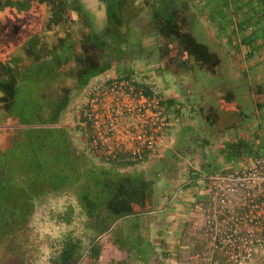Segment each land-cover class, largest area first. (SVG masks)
<instances>
[{
    "label": "crops",
    "instance_id": "0c3cea01",
    "mask_svg": "<svg viewBox=\"0 0 264 264\" xmlns=\"http://www.w3.org/2000/svg\"><path fill=\"white\" fill-rule=\"evenodd\" d=\"M13 1L19 4L34 1L38 7L49 4V0ZM99 3L100 6L93 5L92 0H64L56 9L52 7L53 16H69L66 23L75 28L78 37L75 40L71 39L73 34L59 37L53 49H46L34 38L36 45L31 46L30 53L36 60L21 72H17L18 68L10 69L20 76L11 89L22 87L23 73L28 76L25 72L39 69L30 73L32 78L38 77L35 81L38 85L25 87L37 95L36 118L31 122L49 119L68 100L53 129L65 133L68 149L76 156L68 131L58 125L75 97L74 101L81 105L87 98L89 85L102 77L130 74L142 88H146L149 79H154L171 117L172 144L155 158L115 172L142 178L150 189L152 210L146 215L148 224L144 230L153 251L167 252L164 264H190L186 260L188 254L199 249L191 236L193 206L196 200L205 197L204 184L198 180L204 181L213 172L241 167L245 159L225 161L226 145L252 139L242 132L252 135L264 132V0H99ZM98 11H102L100 23ZM36 21L38 25L39 19ZM55 54H60L58 68L50 57ZM80 60H90L92 64L81 66ZM131 62L142 63L143 67L130 69ZM68 63L73 66L70 71L60 72ZM87 72L93 75L80 86V78ZM0 75L1 83L5 77L1 68ZM6 88L10 87L0 85V111L7 115L0 128L4 126L8 131L0 134V157L11 154L15 165L8 167L4 160L0 161L3 205L0 209L7 214L0 220H17L26 217L8 204L32 205L33 189L39 179L48 181L53 177L56 156L54 148L49 151L36 143L34 133L39 127L28 130L17 127L18 119L14 120L10 112L13 99L5 96ZM6 139H9L7 148L1 146ZM42 161L47 164L51 161V167L47 165L43 173L38 166ZM96 161L99 166L107 164ZM188 166L193 169L190 175L184 173ZM197 173L202 174L201 178ZM184 181L186 187L179 195L177 188ZM162 205L165 207L162 212L152 213ZM6 232L0 229V237Z\"/></svg>",
    "mask_w": 264,
    "mask_h": 264
},
{
    "label": "built area",
    "instance_id": "2783aa9c",
    "mask_svg": "<svg viewBox=\"0 0 264 264\" xmlns=\"http://www.w3.org/2000/svg\"><path fill=\"white\" fill-rule=\"evenodd\" d=\"M77 110L88 154L105 163H144L172 144L171 117L154 79L146 88L130 74L95 79ZM203 184L205 197L194 202L191 223L199 249L187 262L264 264V154L236 170L210 173Z\"/></svg>",
    "mask_w": 264,
    "mask_h": 264
},
{
    "label": "rangeland",
    "instance_id": "374dc122",
    "mask_svg": "<svg viewBox=\"0 0 264 264\" xmlns=\"http://www.w3.org/2000/svg\"><path fill=\"white\" fill-rule=\"evenodd\" d=\"M7 1L8 0H0V7H2L0 8V25H11V27H6L8 29L11 28L14 31L12 37L17 38L9 42L4 40L3 36L0 35V60L7 63L9 59L8 64L12 69L16 70L18 68L17 72H21L20 70L22 68L29 67L31 61L36 60L33 58L34 54L31 55L30 53L31 46L36 45V41H32L33 38H37L39 43H43L46 49H53L59 37L63 38L66 34H73V37H71L72 40L78 37L75 28L71 26V24L66 23L69 19L68 15L63 14V18H60V16H53L52 7L56 9L57 4H63L64 0H49V4H47L49 8L44 4L38 7L37 3L34 1L29 4H19V2L15 1V3L12 0L9 1L11 5L7 4ZM53 2L55 4H53ZM92 2L93 5L97 4L100 6L99 0H92ZM86 3L88 4L89 2ZM2 4L4 5L2 6ZM24 9L29 10L23 12ZM16 11L21 13H17ZM101 13L102 11L97 12V20L99 23L103 20ZM72 18H76L74 14H72ZM37 19H39V24L32 27V23L35 25ZM52 21L54 22L52 23ZM55 25L57 27H55ZM24 28L25 30L27 29L26 33L23 32ZM81 40L82 39L79 41L81 42ZM132 43L134 42L132 41ZM136 66L143 67L142 63L131 62L128 64L130 69L137 68ZM71 67H73L71 63H68L60 69V72L68 73ZM37 71H39V69L34 68V71H27L25 73H37ZM16 76V79L20 77L18 75ZM2 80H4V78ZM28 82L29 81L23 82V88L21 87L22 94L16 97L13 108L12 106L10 108L14 120L17 118L19 120L32 121L36 118L34 108L37 103V95L28 92L29 90L25 88ZM33 84L35 87L38 85L35 81ZM0 100H2V98H0ZM7 100L9 101L7 107H10L11 102L9 99ZM74 100L76 101L77 97L72 100L70 103L71 105L66 109L58 125L68 131L72 147L75 150L74 152H76L77 161L80 165L82 164L81 168L85 169V164L88 163L89 158L91 159L92 156L88 154L83 134L76 129L78 122V103ZM7 107L6 109H9ZM17 115L19 117H17ZM183 115L188 117V114L185 112H183ZM6 117V113L0 111V125L4 124ZM39 129L41 130V128H38V131H40ZM30 131L32 132L34 130ZM30 131L28 135H30ZM5 132H8L7 128L4 126L1 127L0 134L5 135ZM26 135L25 133L24 136L26 137ZM242 135L244 137H252V132H242ZM8 145L9 139H6V141L1 144V146L6 148ZM244 159L249 160L250 158ZM3 160L8 164V167L15 165V159H11V154L6 155L4 158L0 157V161ZM99 163V161H96L97 165ZM238 168L239 167H234L233 169L235 170ZM188 169L191 170L190 166H188ZM188 169L184 173L190 175L193 169L191 171H188ZM65 171L67 175L71 174L70 167H65ZM197 174L200 175L199 178H201L202 174ZM39 180L40 181H38L36 187L33 189L35 193V196H33L34 203L29 205L30 210L27 217L17 220H0V229L2 231L3 229L7 231L6 235L0 237V264H14L18 261L24 264H48L49 259L56 255L60 250L62 241L68 236L78 240L81 244V258L78 264H144L133 261L126 252L116 249L109 241V234L106 233L102 236H96L93 231V224L90 221V214L83 207L79 197L83 192L84 185H86L91 198L93 195V189L90 184L87 185L88 181L85 177H81V179L72 183L70 180L65 182V184H60L59 182L57 185L62 188L60 191L52 189V186L49 185V178L48 181H46L45 178H40ZM198 181L203 183L202 178ZM184 183H186V181H184ZM8 206L18 212L21 211L22 214L25 215L27 211L25 207L28 205L18 203L14 205L8 204ZM0 207L2 208L3 205L0 204ZM5 216H7L5 211L0 209V217ZM94 241H99L102 245L101 255L95 263L91 262L86 255V250ZM153 255H155V257L149 264H154L155 261H158L160 251L156 250Z\"/></svg>",
    "mask_w": 264,
    "mask_h": 264
},
{
    "label": "trees",
    "instance_id": "16d2710c",
    "mask_svg": "<svg viewBox=\"0 0 264 264\" xmlns=\"http://www.w3.org/2000/svg\"><path fill=\"white\" fill-rule=\"evenodd\" d=\"M9 1L12 0L7 1V4L11 5ZM6 26L8 25H0V35L3 36L4 40L9 42L14 41L17 38L12 37L14 31L11 28H9V30ZM31 26H37V23H35V25L32 23ZM8 27H11V25ZM26 30L24 28L23 32L26 33ZM106 33L105 36L108 37V33ZM105 36L104 38H106ZM33 40L34 38L32 41ZM59 55L60 54H55L50 56L53 57L56 68H58L61 60ZM38 60L41 59L39 58ZM8 62L9 59L7 63L0 60V68L3 70V74L5 76L0 85L10 87L6 88L4 93L5 96L9 98L12 97L13 108V104H15L14 100L22 94V90L21 88H18L15 91L11 89V85L15 84L17 79H15L16 76L13 74L14 72L10 70L12 68L8 65ZM79 62L81 66L88 65L90 67V64H92L90 60H88V62L80 60ZM92 68L93 67H91V69ZM92 75L93 74L87 72L84 76H82L80 78V86L85 84V82L89 80ZM27 78H29V82L27 83L29 86L38 79V77L32 78L30 73H28V76H21V80L25 81ZM11 80L12 82H10ZM76 92L77 91H74V93ZM67 101L56 108L54 113L55 115H53L54 117L51 116L49 119L44 118L40 123H33L30 120L18 119L16 122L17 127L21 128V130H28L33 127H46L43 131H36V133H34V137L37 138L36 143L42 146L43 149L53 151L54 148L56 156L55 172L53 173V177H49V185L52 186V189L60 191L62 188L57 185L59 182L60 184H65V182L70 180L72 183L81 179V177H85L88 181V184L87 182L86 184H90L93 189V195L91 198L86 185H84L82 190L83 192L79 197L82 201L83 207L90 214V221L93 224V231L96 236H102L106 233L109 234V241L116 249L126 252L135 262L149 264L154 259V251L149 243V237L146 235L144 228H146V225L148 224V217L146 215L152 210V204L150 202V189L147 188V185L142 178L137 176H126L119 172H115L120 168L134 167L135 165H138V163L112 162L99 166L96 164V160L91 157V159L89 158L88 163L85 164V169H82V164L80 165L76 156H72V152L70 153L68 149L66 138L64 137L65 133L53 129L59 120V116L64 112ZM225 152V161L227 162H234L238 159H244L251 156V158H255L263 155L264 132L253 134L251 140H238L234 143L226 145ZM67 161L70 163L68 164ZM47 165L51 167V161H49L48 164L46 161L38 163L41 173H43V170ZM65 167H70V175L66 174ZM25 208L27 211L24 217H27L30 208L29 206H26ZM81 250L80 242L68 236L62 241L60 250L56 253V255L49 259L48 264H78L81 258ZM101 251L102 245L99 241H94L86 250L87 258L91 262L95 263L99 259ZM166 257V252H161L158 262L155 261L154 264H164ZM17 264L24 263L19 261Z\"/></svg>",
    "mask_w": 264,
    "mask_h": 264
}]
</instances>
